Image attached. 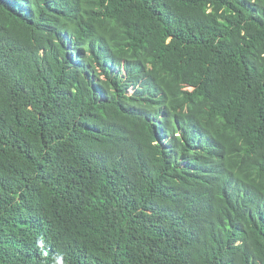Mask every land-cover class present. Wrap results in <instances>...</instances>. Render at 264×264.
Segmentation results:
<instances>
[{
  "label": "trees",
  "instance_id": "1",
  "mask_svg": "<svg viewBox=\"0 0 264 264\" xmlns=\"http://www.w3.org/2000/svg\"><path fill=\"white\" fill-rule=\"evenodd\" d=\"M0 264H264V0H0Z\"/></svg>",
  "mask_w": 264,
  "mask_h": 264
}]
</instances>
